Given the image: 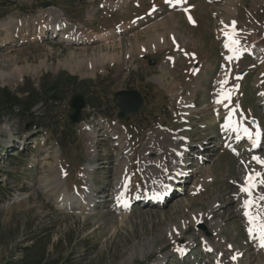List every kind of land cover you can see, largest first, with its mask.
Returning <instances> with one entry per match:
<instances>
[{
	"label": "rangeland",
	"instance_id": "1",
	"mask_svg": "<svg viewBox=\"0 0 264 264\" xmlns=\"http://www.w3.org/2000/svg\"><path fill=\"white\" fill-rule=\"evenodd\" d=\"M187 1L195 7L196 25L161 0H130L125 8L115 4L116 0H0V44L7 38L12 41L0 47V88L23 96V90L32 91L40 84L51 87L56 79H78L77 86L61 87L56 102L36 107L35 120H0V264H35L34 260L37 264H215L217 254L199 260L203 255L197 245L202 236L211 245L231 243L244 253L242 264H255L258 260L261 250L245 236L243 208L236 197L247 171L238 158L221 149L218 125L224 119L220 124L213 111L207 110L218 91L216 82L222 80L225 72L222 67L219 74L220 64L224 63L221 55L226 50L222 33L225 25L231 26L226 7H230L232 0ZM47 2L74 28L83 26L87 37H105L117 28L124 29L120 38L88 45L89 55L101 48L105 51L106 43L114 42L122 58L127 50L132 57L128 55L126 64L107 63L96 70L78 64L70 57L82 49L66 45L61 36H49V28L54 29L57 21L51 13L53 9H43ZM103 3L108 6L101 10ZM154 6L162 9L153 15L155 19H143V14ZM235 7L237 14L233 19L238 35L244 41L248 38L246 46L255 43L253 48L261 47L262 59L238 62V76L249 73L234 104L242 105L249 120H261L264 129V0H236ZM42 26L48 30L39 37L36 31ZM137 45L148 51L134 52ZM152 47L167 51L151 53L155 49ZM168 55L176 57L174 64H169ZM150 59L156 60L155 66H150ZM58 64L61 66L54 70ZM63 64L72 67L64 68ZM201 66L203 73L195 77ZM199 81L201 87L194 94L192 86ZM122 91H136L144 98L142 111L124 121L119 120L121 111L115 103V95ZM76 95L84 97L86 108L82 112L83 122L72 128L71 102ZM191 95L197 100V111L191 114L189 122L184 119L186 126L175 99ZM183 128H190L189 137L200 144L201 150L208 138L215 144L202 153L206 161L195 169L196 175L187 182L180 178L178 181L182 182L177 183L182 190H172V200L163 207L133 206L128 214L115 211L109 192L116 183L121 157L116 156L119 151L114 147L111 132L123 131L128 136L129 154L133 157L128 192L131 199L146 184L141 176V157L149 152L151 144L161 146L164 142L153 141L155 133L171 137ZM89 132L97 141L94 159L88 153ZM199 148L193 151L198 154ZM244 150L248 151L245 145ZM56 155L66 176L65 195L52 181ZM257 155L263 156V150ZM243 157L249 160L252 155L244 152ZM90 166L95 169L96 195L91 208L86 201H82L83 207L81 202L72 200L86 188L84 172ZM254 168L264 171L259 165ZM209 175L208 184L204 183ZM194 185H198L196 194ZM66 199L75 205H65ZM214 205L220 206L217 215L224 218L218 237L209 228V218L191 223L196 213L208 212ZM189 243L194 252L182 263L178 252ZM179 255L182 258L184 254Z\"/></svg>",
	"mask_w": 264,
	"mask_h": 264
},
{
	"label": "bare ground",
	"instance_id": "2",
	"mask_svg": "<svg viewBox=\"0 0 264 264\" xmlns=\"http://www.w3.org/2000/svg\"><path fill=\"white\" fill-rule=\"evenodd\" d=\"M235 3H236V0H232L230 3V7H226L227 13H229V15H230L231 24L235 20L233 18L237 14V8L235 7ZM177 6H179V5H177ZM186 6H187V4L184 3L181 5V7H178V8H183ZM51 11H52L51 13L55 14V20L57 21L56 22L57 26L55 27V25H53L52 27H55L54 29L49 28V31H52V33L49 36L53 38L54 36L56 37L59 34V36H61L63 39L62 42L65 43L66 45H70L72 47L79 48V50L82 49V51H79L78 53H76V51L73 54L70 53L71 54L70 58L75 60L78 64L85 65L86 69L92 68L93 70H96V68H98V67L103 68V66L107 63L118 64V63H120V61L122 63L126 64L128 55L132 57V54L130 53V51L127 50L126 52L130 53V54H127L125 52L124 57L122 58L120 56V54L118 53V50L116 48L117 44H115L114 42L106 43V50L105 51H101L104 49V48H101L100 52H94L91 55L88 54V52H89V49L87 47L88 45H91L95 41H99V40H111V39H114L116 37L120 38L119 34L121 31H123L122 28L116 29L113 32L111 31V34L110 35L106 34L105 37H100L99 35L87 37L88 34L86 35V32H84L83 27L80 26L79 28H74L72 24L66 22L63 19L60 11H58L56 9L55 10L53 9ZM4 25H8V24H4ZM46 30H48V27L42 26V27H40V29L38 31H36L37 33L36 32L35 33L39 37H42V36H45ZM238 37L243 38L241 35H238ZM247 39H245V41H249ZM245 41H244V38H243L242 42L240 40V47L242 50L239 54V57L233 59L232 61L227 60L224 63V65L222 66L223 70L225 71L222 75V79H224L226 73L231 72V78L229 80L228 87L235 85L233 78L235 77V75H238L237 73L239 72L240 67L237 69V65H235V64L238 63V61L245 54H248L249 56H252L253 58H258L262 53L261 48H248L245 44ZM253 41H251V43ZM224 42H225V40H224ZM2 43L3 44H1L2 45L1 47H3V46L5 47V46L11 44L12 43L11 38L4 39ZM147 46L150 48L149 44H147ZM143 47L144 46L137 45L134 49V52L139 51L140 54H142V52H141L142 49L146 50L145 52H147L148 51L147 48H145V47L143 48ZM152 48H155V47H152ZM152 50L153 49H150V51H152ZM228 53H229V55H231L230 52H228ZM60 66L61 65L58 64V66L56 68H54V70H57ZM63 66H64V68L65 67H67V68L72 67L70 64H63ZM42 67H45V63L44 64L42 63ZM93 73H94V71H93ZM200 74H201V72H200ZM199 77H201V76H199ZM216 86H217V89H219L218 81L216 82ZM200 87H201V81L193 84V86H192L193 92L192 93L195 94L196 91ZM190 90H191V88H190ZM217 92L218 91H215V93L213 94L214 95L213 99L214 98L215 99L213 100L212 105H210L207 110L213 111L215 113L216 117H218V116H224L225 117L227 115V112L229 111V109H225V107L222 104L216 103V100L218 99ZM175 101L177 102V104H179L181 106L182 118L189 122L191 114L193 112L197 111L196 105H195L197 100H196L195 96L191 95L188 97H177L175 99ZM232 104H233V94H232ZM241 113H243L242 105H239L238 106V112H237L239 119L241 118V116H240ZM243 115H244V113H243ZM224 122L220 125V129L224 130L226 132V135H225L224 139L222 140V144L229 141L228 146H230L235 141H237L236 140L237 134L235 132L225 130L222 127ZM214 124H216V123H214ZM245 125L248 127L249 126L248 122L245 121ZM250 126H252V124ZM206 127L209 128V126H206ZM86 129H87V127H86ZM189 129L190 128H183L182 130H180L177 133V135H174V134L171 135L170 133H172V132L168 133L171 135V137H169V136H167V134H164L161 132L155 133L156 134L155 135L156 140H153V141L160 142V139H161V140H164V142L161 143V146H159L160 143L151 144V146L147 149V151H149V152L141 157V163H140L141 176H142V178L146 184H145V188H140L138 193L136 194V197L131 198V199L129 198L128 192L130 190L131 181H132L131 160L133 157L129 154L130 151H129V146H128V136L123 131L116 132V130H115V131L111 132V139L115 142L114 147H115V149H117L119 151V154L116 153V156L121 157V162H119L117 164V168H116V174H115L116 183L114 184V186L112 187V190L110 191L111 194L109 192V195L113 196V199H112L113 202L112 203H115V206L113 205L115 207V211H117L119 213H123V214H125V213L128 214V212H130L131 208L133 207L132 205L137 202L136 199L142 200L143 203L146 202L147 207H151L152 203L150 201H148V199L150 197H153L155 200H158L159 197L163 196L166 193L171 194L170 200H172V196L174 194L172 192V190H174V186L176 185V182L181 183L182 180H186V182H187V181L191 180L196 175L195 169L200 168V166H199V159L200 158H198L196 160V165H194V163H195L194 160L198 156L196 155L197 153L193 151V149L195 147L199 148L200 144L198 142H193L190 139L189 133H188ZM231 133H233V134L231 135ZM209 137H210V135H209ZM87 138H88V141H87L88 153L94 159L97 152H98V150H97L98 147L96 144L97 141L91 132H89L87 134ZM153 141H152V143H153ZM244 142H245V138L241 140L242 144ZM237 143L238 142H236V144ZM202 146H204V145H202ZM245 146L248 148V151L251 150V146L246 145V144H245ZM223 147L224 146H222L221 149ZM234 148H236V147H234ZM199 150H201V148H199ZM258 151H260V150H258ZM255 153H259V152H255ZM201 154L202 153H199V156ZM192 155H193V157H192ZM261 157L264 158V155ZM251 158L249 160L248 159L243 160L245 163H242V166L243 167L249 166V169L257 166L255 164V162L247 163V162L251 161ZM53 168H54V170H53L54 174L52 175L53 176L52 181L56 185L57 190L60 193H62V195H63L64 193H66V190L64 188V183H63V179L66 176L63 173L61 161L58 159L57 155L55 156V165H53ZM247 170H248V168H246V171ZM94 171H95V169H93L91 166L86 168V170L84 172V180L86 181V188L84 189V191L81 195H78L72 199V200H75L76 202H81L80 205H83L82 201H86L87 202L86 206H89V208H91L93 206L94 197L96 196L95 195V184L93 183ZM245 175H246V172L244 173V176ZM210 177H211L210 175L207 176L206 179H204V181H205L204 183L208 184ZM180 178H183V179L181 181H178ZM237 182H239V181L237 180ZM241 183H243V182L241 181ZM196 187H198V185H194L195 194L197 191ZM204 187H205V185L202 186V190ZM257 191H259V190H257ZM109 195H107L106 198H109ZM118 196L121 197L119 200L117 199ZM236 197L239 199V204H242V201H243V199L246 198V195L238 192ZM170 200H167L165 203L169 202ZM234 203H236V202H234ZM261 203L264 204V202H261ZM64 204L67 206L75 205L74 203H72V201L67 200V199H66ZM84 206L85 205H83V207ZM221 208H223V206H221ZM219 209H220V206L218 207L217 205H214L213 207H211L209 209L208 212L196 213L195 218H194L195 220L192 219L191 223L193 225H195L197 223L204 222L205 218H209L210 222H211L209 224V228L212 229V231H214L218 237V236H220L221 227L224 226L223 225L224 224L223 223L224 218H221L220 216L217 215ZM211 215H213V217H210ZM243 223L247 229L246 235L250 238V242L251 243L256 242V244H257L256 248L261 250V252H262V253L259 252L260 255L258 256V260L255 262V264H264V248L260 247L259 243H257V241H258L257 239H255L249 235L248 228L250 227V225L248 224V221H245V222L243 221ZM184 227H185V225L182 226L181 229H183ZM205 241H206V244L211 243L210 241H208L206 239H205ZM224 244L225 243L218 244V246H212L211 245L212 248H214V249L216 248L219 250L218 255H219V258L221 259V262H223L224 264H231V258L233 256H238L239 260L242 259V251L241 250H239L238 248H235L234 251L230 252V254H229V252L227 250H228V247L231 246L232 244L231 243H228V244L226 243L225 245ZM191 246H192L191 244L185 246L183 249L180 250V254H183L184 251H188L191 248ZM223 246H224V248H223ZM129 259H131V257Z\"/></svg>",
	"mask_w": 264,
	"mask_h": 264
},
{
	"label": "snow or ice",
	"instance_id": "3",
	"mask_svg": "<svg viewBox=\"0 0 264 264\" xmlns=\"http://www.w3.org/2000/svg\"><path fill=\"white\" fill-rule=\"evenodd\" d=\"M166 2L173 3V0H166ZM174 2L179 4L182 0H174ZM185 10L187 11V9ZM153 11H155V8H153ZM189 20L195 23L191 16H189ZM225 29L227 30L222 33L225 38L223 47L231 53V55L226 56L225 59L232 61L239 57L242 50L240 47V39L238 38L236 22L233 21L231 26L225 25ZM235 79H240V77L237 76ZM218 84V99L216 103L222 104L225 108L229 109L227 115L224 117L225 122L222 127L225 130L235 132L237 134V141L247 138V140L251 142V147L253 149L259 147L261 145L262 136L260 127L256 125V130L253 132L245 125L246 117H244L243 113L240 114V119L236 118L238 106H232V93L237 86L233 85L232 87H228L229 74L226 73L224 79L218 81ZM250 122L253 124L255 123L254 120ZM251 162H255L256 165L264 169V158L261 156L253 155L251 161L247 163ZM241 163L245 162L241 161ZM239 192L246 195L241 206L243 208V215L250 225L248 228L249 235L257 239L260 247L264 248V204L261 203L264 202V171H257L255 168L248 169L244 182L239 185ZM120 198V196L117 197L118 200ZM232 259L235 260L236 257L233 256Z\"/></svg>",
	"mask_w": 264,
	"mask_h": 264
},
{
	"label": "trees",
	"instance_id": "4",
	"mask_svg": "<svg viewBox=\"0 0 264 264\" xmlns=\"http://www.w3.org/2000/svg\"><path fill=\"white\" fill-rule=\"evenodd\" d=\"M77 81L76 77L71 76L65 79H56L51 87H44L43 84H40L39 88H34L32 91L23 90L21 92L23 96L13 93L8 88H0V120L9 117L19 121L33 118L35 120L34 109L36 107L56 102L62 92L61 87L77 86ZM81 87H84V84ZM70 126L73 125L70 123ZM34 261L37 264L36 260Z\"/></svg>",
	"mask_w": 264,
	"mask_h": 264
},
{
	"label": "water",
	"instance_id": "5",
	"mask_svg": "<svg viewBox=\"0 0 264 264\" xmlns=\"http://www.w3.org/2000/svg\"><path fill=\"white\" fill-rule=\"evenodd\" d=\"M51 7V2L43 4L44 9ZM151 63L154 64V62ZM115 103L117 105V108L121 111L118 116L119 119L125 120L129 117L139 114L143 107L144 99L139 92L122 91L115 95ZM85 106L86 101L83 96L76 95L72 99L71 108L74 110V113L71 116V121L73 124H78L83 121L82 112Z\"/></svg>",
	"mask_w": 264,
	"mask_h": 264
}]
</instances>
